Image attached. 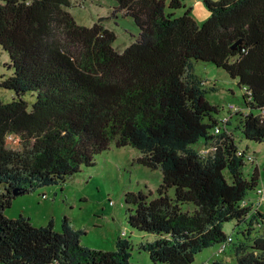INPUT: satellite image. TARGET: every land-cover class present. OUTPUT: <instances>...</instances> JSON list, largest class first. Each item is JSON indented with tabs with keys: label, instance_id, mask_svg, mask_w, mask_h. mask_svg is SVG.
<instances>
[{
	"label": "trees",
	"instance_id": "trees-1",
	"mask_svg": "<svg viewBox=\"0 0 264 264\" xmlns=\"http://www.w3.org/2000/svg\"><path fill=\"white\" fill-rule=\"evenodd\" d=\"M73 1L0 0L11 72L0 82V264H133L129 240L100 251L81 246L83 231L66 219L57 232L53 222L5 216L15 198L64 184L110 146L137 149L140 165L162 172L156 198L125 196L129 225L154 238L137 245L153 264H195L216 246L217 255L232 246L234 264H264V204L247 203L259 168L246 178L233 114L219 122L195 73V63L213 64L244 88L246 114L234 131L263 143L264 0H203V25L184 0H115L140 31L123 52L104 20L76 22ZM8 138L21 149H9ZM201 141L214 150L203 155L194 148Z\"/></svg>",
	"mask_w": 264,
	"mask_h": 264
},
{
	"label": "rangeland",
	"instance_id": "rangeland-1",
	"mask_svg": "<svg viewBox=\"0 0 264 264\" xmlns=\"http://www.w3.org/2000/svg\"><path fill=\"white\" fill-rule=\"evenodd\" d=\"M184 3L191 9V16L199 25H203L209 18L210 14L203 0H184ZM117 10L118 3L115 0H74L73 8L68 9L76 22L82 26L92 27L99 20H104L103 25L117 36L114 49L123 52L136 41L140 31L132 18L127 17L124 11ZM180 13L182 10L178 11V15ZM8 57L0 48V82L3 75L11 74ZM195 73L209 90L208 101L220 110L216 116L219 122L230 116V106L238 108L240 116L233 114L229 128L240 151L254 159L253 163L245 162L246 178H250L257 166L261 176L257 190L264 189V142L247 141L241 132L234 131L241 116L246 114L244 88H240L236 80L213 64L195 63ZM4 93L6 100L9 101L15 96L12 92ZM0 95H3L1 90ZM30 95L28 94L26 99L30 102L31 108L35 97L32 98ZM7 147L19 151L20 139L8 138ZM194 148L205 155L210 146L201 141ZM140 157L142 154L137 149L110 146L109 150L95 158L94 167L83 168L82 172L69 178L64 184L45 187L32 194L15 198L12 206L6 210L5 216L10 220L21 216L30 218L35 227H44L53 222L57 232H62V223L66 219L73 228L83 231L81 246L100 251H113L119 238L126 239L132 244L130 261L133 264H153L147 253L137 250V245L153 241L154 238L152 235L136 231L129 225L130 206L126 205L125 196L129 192H142L147 195L151 192L153 194L151 199L156 198L157 190L163 183V175L161 170L153 171L140 165L138 163ZM258 199L257 191H254L249 194L247 203L253 205ZM258 209L264 213V206ZM233 229L234 223L225 226L228 235L232 234ZM218 249L219 246L205 250L198 255L195 264H213L215 261L235 263L232 246L222 255H217Z\"/></svg>",
	"mask_w": 264,
	"mask_h": 264
},
{
	"label": "built area",
	"instance_id": "built-area-1",
	"mask_svg": "<svg viewBox=\"0 0 264 264\" xmlns=\"http://www.w3.org/2000/svg\"><path fill=\"white\" fill-rule=\"evenodd\" d=\"M229 110H230V112H232V114L238 112V108H236L234 106H230ZM230 119H231V116L228 117V118H225L223 120V123L224 124H227L230 121ZM222 131H223V127L220 124L218 127H216L215 134L216 135L217 134H221ZM212 150H214V148L211 147L209 150L206 151V154H208V152L209 151H212ZM239 154L241 155V154H243V152L240 151ZM245 162L253 163L254 162V159L251 156H245ZM257 195L259 196V199L257 201V204L258 205H263L264 204V189L257 190ZM244 204H247V203L244 202Z\"/></svg>",
	"mask_w": 264,
	"mask_h": 264
},
{
	"label": "water",
	"instance_id": "water-1",
	"mask_svg": "<svg viewBox=\"0 0 264 264\" xmlns=\"http://www.w3.org/2000/svg\"><path fill=\"white\" fill-rule=\"evenodd\" d=\"M14 194H15V196H18V195H19V193H18V192H16V191H15V193H14Z\"/></svg>",
	"mask_w": 264,
	"mask_h": 264
}]
</instances>
